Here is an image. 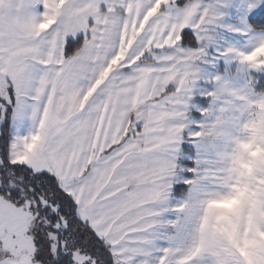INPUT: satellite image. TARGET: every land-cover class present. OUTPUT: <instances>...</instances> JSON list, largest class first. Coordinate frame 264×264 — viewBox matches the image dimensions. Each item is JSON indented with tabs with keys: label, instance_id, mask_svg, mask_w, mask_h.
<instances>
[{
	"label": "snow or ice",
	"instance_id": "obj_1",
	"mask_svg": "<svg viewBox=\"0 0 264 264\" xmlns=\"http://www.w3.org/2000/svg\"><path fill=\"white\" fill-rule=\"evenodd\" d=\"M0 264H264V0H0Z\"/></svg>",
	"mask_w": 264,
	"mask_h": 264
}]
</instances>
